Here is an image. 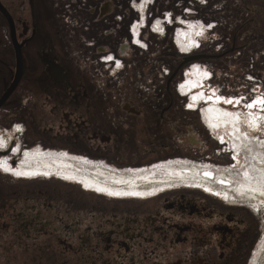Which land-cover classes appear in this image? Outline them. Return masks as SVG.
<instances>
[{"label": "flooded vegetation", "instance_id": "flooded-vegetation-1", "mask_svg": "<svg viewBox=\"0 0 264 264\" xmlns=\"http://www.w3.org/2000/svg\"><path fill=\"white\" fill-rule=\"evenodd\" d=\"M255 1L257 4L248 5V12L254 13L248 24L256 26L257 12L264 13V0ZM43 4L44 0H0V98L16 81L0 104V264H251L248 214L241 208L248 207V201L228 195L229 180L221 174L248 180V141L264 156V136L251 130L264 124V114L255 109L262 99L257 98L249 110L248 106L244 110L221 104L220 96L209 101L206 93H198L208 72L193 62L181 85V94L191 96L192 108L207 103L199 114L201 122L227 145L241 165L237 172L181 161L120 169L54 148L42 152L46 128L40 110L45 106L55 117L58 135L64 130L75 141L84 139L92 153H99L96 157L107 159L108 154L103 153H109L108 145L119 135L116 126L111 131L107 126L116 124L115 110L120 109L118 103L106 101L102 91L74 80L73 72L61 61L57 40L44 19ZM147 4L141 2L142 11ZM259 17L263 19V15ZM162 27L157 21L154 28L160 33ZM138 31L134 24V42L144 45ZM204 31L197 22L177 31L180 49L190 54L183 60L205 59V54L191 56L190 52ZM29 77H35L38 86L23 88ZM20 91L24 101L16 96ZM17 105L19 111H15ZM137 105L125 103L121 108L132 115L148 116L147 104ZM43 160H51L56 167L39 166ZM193 167L202 172L200 181L196 177L156 182L171 169H181L174 176L181 177ZM90 169L124 178H96L86 174ZM41 179H58L73 186L66 194L55 188L57 184L40 183ZM181 187L201 188L231 207H219L204 196L168 191ZM250 205L257 210L254 203Z\"/></svg>", "mask_w": 264, "mask_h": 264}, {"label": "rangeland", "instance_id": "rangeland-1", "mask_svg": "<svg viewBox=\"0 0 264 264\" xmlns=\"http://www.w3.org/2000/svg\"><path fill=\"white\" fill-rule=\"evenodd\" d=\"M143 1L148 4L142 11ZM254 4L255 0H44V19L57 40L62 63L73 72L74 80L102 91L106 101L118 103L120 109L115 110L116 124L107 126L110 131L117 127L119 133L117 140L108 145L109 153H103L108 154L107 159L96 157L99 153H92L84 139L75 141L64 130L58 135L55 117L45 106L40 110L46 128L42 152L54 148L120 169L181 161L204 164L215 170H240L241 165L227 145L219 142L213 130L208 131L201 122L199 114L207 103L192 108L191 96H183L180 88L193 63H198L208 72L198 93H206L209 101L220 96L221 104L227 102L244 110L246 106L248 110L253 108L256 99L261 98L255 109L264 114V13L263 19L256 14L259 24H248L254 14L248 12V5ZM157 21L163 25L160 33L154 28ZM193 22L202 24L205 31L198 36L191 56L206 57L183 64L171 79L182 58L190 55L180 49L176 33ZM134 24L139 26L144 45L134 42ZM225 51L228 52L223 56L214 57ZM32 85L38 86L35 77H29L22 87ZM21 91L16 96L24 101ZM125 103L137 106L146 103L150 113L146 117L142 113L129 114L121 108ZM169 103L171 106L165 109ZM19 108L17 105L15 111ZM51 127L54 129L50 131ZM251 130L264 136V124ZM252 146L248 141V147ZM250 153L249 164L253 163ZM258 159L262 164L256 161L254 164L260 168L264 166V157ZM41 180L40 183L57 184L55 188L66 194L72 188V183L66 186L68 182L58 179ZM168 191L204 196L219 207H231L201 188ZM138 204L141 203L131 202ZM250 204L241 206L248 214V263L253 258L251 264H258L264 256V205L256 206L255 210Z\"/></svg>", "mask_w": 264, "mask_h": 264}, {"label": "bare ground", "instance_id": "bare-ground-1", "mask_svg": "<svg viewBox=\"0 0 264 264\" xmlns=\"http://www.w3.org/2000/svg\"><path fill=\"white\" fill-rule=\"evenodd\" d=\"M248 151H249V153L251 152L250 153L251 154L250 160L253 162L250 164L248 163L249 164L248 180H245V179L242 180L240 178H235V176L232 173L221 174L222 176L226 177L227 180H229L228 184H227L228 187L225 190V192L228 193V195H233V196H236L239 198H243L244 200H247L248 202L254 203L255 206L264 205V166L259 168L256 166V164H254L255 161L260 162L258 158H263L264 156L257 155L256 153H254L253 147L252 148L248 147ZM258 151L259 150H257V152ZM258 153H261V151ZM49 161H51V160H47V161L43 160V162H41L39 166L46 167V168H55L56 166L53 163L51 164ZM260 164H262V162H260ZM90 170H92V171H90ZM90 170H87L88 171L87 173L85 171V173L88 175H92L93 177H96V178H97V175L101 176V177H114L117 180H121L124 178L123 175L121 176V175H116L112 172H104L100 169L99 170L98 169H90ZM167 170H170V169H167ZM180 170L179 169H177V170L171 169L170 171H167L171 176L169 174H164L162 179H159V180L156 179L157 184H159L158 182L163 183L165 181H167V182L175 181V179H179L182 181H184V179L192 181L193 179H196V177L199 181L201 179V173L202 172H200L199 169L194 168V167L189 169L188 171H185V173H187L186 175H188L187 177H186V175L185 176L183 175L184 177L183 176L174 177V176L179 175L180 173L183 172ZM83 171H81V172H83ZM221 175H220V177H222ZM254 177H258L259 180L258 181H256V179L253 180ZM243 178H245V177H243ZM180 183L182 184V182H180ZM224 199H226V198H224ZM226 200H228V199H226ZM258 264H264V256H263V259L261 261H259Z\"/></svg>", "mask_w": 264, "mask_h": 264}, {"label": "water", "instance_id": "water-1", "mask_svg": "<svg viewBox=\"0 0 264 264\" xmlns=\"http://www.w3.org/2000/svg\"><path fill=\"white\" fill-rule=\"evenodd\" d=\"M197 56H198V55H197ZM186 59H188V58H186ZM186 59H184V60L179 64V66L177 67V69L175 70V72L172 74L171 79L175 76V74H176L177 70L180 68V66H182L185 62L190 61V60H187V61H186ZM17 62H18V69H20V68L22 67V64H21V59H20L19 56H18ZM19 74H20V72H18L17 77H16V80L18 79ZM15 83H16V81H15V82L10 86V88H9V89H8L3 95H2V97L0 98V104H1V103L7 98V96L9 95V93H10V91H11V89L14 87ZM168 83H169V81H168ZM167 86H168V84H167Z\"/></svg>", "mask_w": 264, "mask_h": 264}, {"label": "built area", "instance_id": "built-area-1", "mask_svg": "<svg viewBox=\"0 0 264 264\" xmlns=\"http://www.w3.org/2000/svg\"><path fill=\"white\" fill-rule=\"evenodd\" d=\"M183 60V59H182Z\"/></svg>", "mask_w": 264, "mask_h": 264}]
</instances>
